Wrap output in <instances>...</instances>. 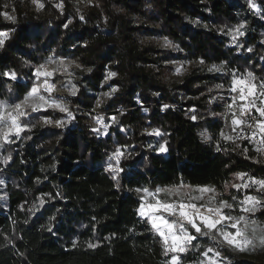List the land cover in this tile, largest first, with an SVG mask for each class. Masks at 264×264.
Returning a JSON list of instances; mask_svg holds the SVG:
<instances>
[{"label": "trees", "instance_id": "1", "mask_svg": "<svg viewBox=\"0 0 264 264\" xmlns=\"http://www.w3.org/2000/svg\"><path fill=\"white\" fill-rule=\"evenodd\" d=\"M253 2L259 13L248 0H96L80 14L73 0L62 10L52 0H39L43 8L27 0L17 2L15 23L0 15V31L9 33L0 73L17 74L0 75V102L23 101L35 69L53 56L80 65L77 94H61L72 116L32 115L64 126L36 124L0 150V264H166L159 236L138 215L145 193L136 189L183 182L214 187L230 202L243 198L231 185L264 176V152L224 136L235 137L227 109L232 73L264 80V0ZM6 4L0 0V13ZM241 25L244 35L234 44L230 33ZM224 62L223 72L209 71ZM108 71L118 74L109 84ZM112 86L118 91L98 105ZM98 115L109 125L104 134L93 131ZM161 144L166 152L158 151ZM117 147L118 174L106 170ZM237 173H247L244 181ZM253 218L264 223V208ZM193 243L200 249L182 254L181 264H196L213 247L206 237ZM222 249L235 264H264L260 249L255 258Z\"/></svg>", "mask_w": 264, "mask_h": 264}, {"label": "snow or ice", "instance_id": "2", "mask_svg": "<svg viewBox=\"0 0 264 264\" xmlns=\"http://www.w3.org/2000/svg\"><path fill=\"white\" fill-rule=\"evenodd\" d=\"M93 0H87L88 4H92ZM34 4H39V7L43 8L44 5L39 3V0H33ZM249 6L256 8L253 0H248ZM62 10L63 2L54 5ZM6 19L15 23V17L10 16L7 12L0 13ZM84 19L83 16L80 17ZM71 23V21H69ZM65 27L68 25L65 24ZM240 27H243L241 25ZM223 31V29H221ZM233 42L237 40V34L242 36L243 32L239 31V28L232 30L231 33ZM7 31H0V48L4 46L5 39L8 37ZM166 47H174L171 42L165 39ZM240 45H238L239 47ZM252 51L251 48L248 49ZM204 61L201 60L200 63ZM48 63H55L49 58ZM63 64V61H60ZM71 63V61H69ZM225 63L221 65H213L209 68V71L223 72L225 70ZM80 67V65H76ZM46 65L41 64L35 70V76L39 79L40 76H44V92L48 95H44L40 91V86L35 85L24 97L23 101L15 104H5L0 102V141L13 142L11 137L19 138L21 133L25 130H30L28 124L20 122V117H25L28 112L24 110L30 107L32 112H37L41 108H52L59 110L62 113H67L69 117L72 116L71 112L66 106V101L61 98H56L51 93L56 89L54 83H49L47 77L51 76V72L43 71ZM88 72L92 70L87 69ZM176 72H180V68L176 69ZM11 80L17 79L15 71H5L0 73ZM117 73L109 72L106 78L115 77ZM233 79L231 82L230 91L236 93L231 97V102L228 103V115L231 118V130L236 133V136H224L225 140L235 143L237 139L248 140L252 142L259 137L257 142L256 151L264 152V80H261L259 84L256 83V76L253 72L248 71L246 75L236 76L235 72L232 73ZM218 88L223 85H217ZM118 91V88H111L110 92L104 93L105 96H111L112 93ZM75 96L77 93L75 90L70 92ZM100 101H97L99 105ZM170 107L164 105V108ZM11 109V111H9ZM46 125L54 124L57 127H63L64 120H53L47 116L41 118ZM115 121V117L111 118ZM192 120H196L197 117L193 115ZM96 122L101 124L104 129H107L109 125L104 123L103 117H97ZM95 132H99L100 129H93ZM153 134L161 135L158 129H153ZM206 140L211 137L202 133ZM30 139V137H29ZM217 150H220L219 145ZM159 152H166L167 149L164 144H161ZM247 148L244 149L246 153ZM123 155L122 149L117 147L112 156L109 157V161L115 160V164L109 163L106 170H110L113 173L118 174L122 169L119 168L120 159ZM11 157H5V160H10ZM247 173H237V179L244 181ZM116 176H113L115 179ZM3 181L0 180V184ZM253 185H257V193L259 195L247 194V190ZM229 185L226 182L225 188ZM231 187L235 188L237 192L245 190V194L242 199H238L237 196H231L230 200L223 199L221 194L217 192L214 187L211 186H195L185 185L183 182L177 185H173L167 188H157L154 193L148 191V189H136L137 192L143 191L149 196L155 199V202H149L145 205L143 202L137 209L138 215L141 218H145L146 222L150 225V230L154 231L159 236L161 246L163 248V254L169 259L166 264H181V255L187 253L190 249L199 250L200 244H194L199 238L206 237L213 241L218 247H207L206 250L201 251L200 255L203 259H200L197 264H224L227 257H224L219 248H228L233 252L247 253L254 252L257 249L264 250V223L258 222L252 217L255 215L258 209L264 208V179L258 180L254 177H249L247 181L239 184H232ZM163 193V198H160V194ZM143 200V198H142ZM147 208V211H146ZM239 209L242 215H232L231 213L236 209ZM50 230V229H49ZM73 248L76 247V242L73 241ZM88 248L95 249L98 245L89 243ZM211 253V255H209ZM230 264V261L228 262Z\"/></svg>", "mask_w": 264, "mask_h": 264}, {"label": "rangeland", "instance_id": "3", "mask_svg": "<svg viewBox=\"0 0 264 264\" xmlns=\"http://www.w3.org/2000/svg\"><path fill=\"white\" fill-rule=\"evenodd\" d=\"M26 1L27 0H7L6 12L10 16H14L15 6H16L17 2H26ZM52 1L55 2L56 4L61 3V0H52ZM95 1L96 0H93L92 4ZM62 2L64 4V0H62ZM73 2H74L75 6H76V8H77V10H78V12L80 14H81V12L83 10L89 8L92 5V4H88L87 3V0H73ZM37 5L39 7V4H37ZM253 10L255 12L259 13V9H258L257 6H256L255 9L253 8ZM237 28H239V31L243 32V27H240L239 26V27H236L235 29H237ZM231 38H232V36H231ZM240 38H241V36L237 34V40L235 42H233V43L234 44H238ZM232 41H233V39H232ZM51 59L53 61H55V63H48L49 60H47V62L44 63L46 65V68L45 69H42V72L43 71H47V72H51L52 73L51 76L47 77V80H48L49 83H54L56 85V89L51 93V95L53 97H56V98H61L62 97L61 94L64 91L69 96L72 97L73 95H71L70 92L72 90H75L77 92L76 78H77L78 67L73 62L69 63L70 60H68L66 58H62V57H59V56H53V57H51ZM61 60L63 61V64L60 63ZM109 72H113V71H108V73ZM108 73L106 74V76L104 78V81L106 83L112 81L116 76H118V74H117L115 77L106 78L108 76ZM44 80H45V77L43 75L40 76L39 79L35 76L34 84L40 86V91H41L42 94L48 95V93L44 92V84H43ZM34 84H33V86H34ZM113 87L114 86L110 87L109 89H107L106 91H104L103 93H101L98 101L101 102V100L103 98L107 97V96L104 95V93L110 92L111 91V88H113ZM230 93H231V97L234 96V95H236V93H233L231 91H230ZM62 98L66 101V105H67V103H68L67 100L64 97H62ZM230 102H231V100H230ZM9 105H11V104H9ZM24 110H26L28 112V115L25 116V117H20V122L23 123V124H28L29 126L36 125V124H39V123L44 124L43 123V120L41 119L43 116L40 119H36L37 117L36 118L35 117L34 118L32 117V115L35 114V113L38 114L39 112L47 111V110H54V111L60 112L59 110H55V109H52V108H47L46 110H45V108H41L37 112H32L31 109H30V107L25 108ZM9 111H11V109H9ZM98 117H100V115H98ZM229 119H230V124H231V118H230V116H229ZM104 123H106V122L104 121ZM99 126H100V130H101V134H104L105 132H107V129L108 128L107 129H104L101 124H99ZM22 133H21V135H22ZM234 134H236V133H234ZM13 138H15V137L14 136L11 137V140ZM8 143H10V142L0 141V150H2L4 144H8ZM113 161L115 162V160H113ZM149 192L154 193L153 191H149ZM252 195H257V194H252ZM149 202L154 203L155 202V199L152 196H149V195H147L145 193L144 198H143V203L145 205H147ZM146 211H147V208H146ZM242 214L243 213H240V214H232V215L236 216V215H242ZM253 219H255V218H253ZM255 220H257V219H255ZM211 243H212L213 247H218L217 245L214 244L213 241H211ZM224 249L229 250L226 247H224ZM219 250L221 251L222 255L224 256V254L222 252L223 249L222 248H219ZM229 251H231V250H229ZM231 252L234 253V254H237L239 258H255V256H256V251H254V252H247V253H239V252H233V251H231ZM261 253L264 254V250H261ZM180 255H182V254H180ZM224 257H227V256H224ZM200 259H202V258H200ZM229 261H230V264H235V259H232L230 257H227V260L224 261V264H228Z\"/></svg>", "mask_w": 264, "mask_h": 264}, {"label": "built area", "instance_id": "4", "mask_svg": "<svg viewBox=\"0 0 264 264\" xmlns=\"http://www.w3.org/2000/svg\"><path fill=\"white\" fill-rule=\"evenodd\" d=\"M235 136H236V134H235ZM237 140H239V139H237ZM237 140H236V141H237ZM258 140H259V137H257V139H256V140H253L252 142H249L248 140H246V141H248V142L251 144L253 150L256 151V147H257V142H258ZM229 143H231V142H229ZM254 178H256V179H258V180H261V179H264V176H256V177H254ZM257 187H258L257 185H253L250 189L247 190V194H251L250 191L257 192V191H256V188H257ZM242 194H243V195L245 194V190H244V192H243ZM251 195H252V194H251ZM209 255H211V253H209Z\"/></svg>", "mask_w": 264, "mask_h": 264}]
</instances>
